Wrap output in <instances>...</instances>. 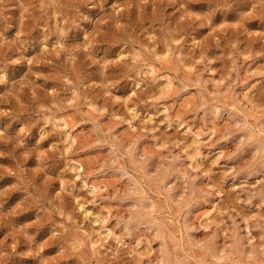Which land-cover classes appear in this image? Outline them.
<instances>
[{
	"label": "rangeland",
	"instance_id": "rangeland-1",
	"mask_svg": "<svg viewBox=\"0 0 264 264\" xmlns=\"http://www.w3.org/2000/svg\"><path fill=\"white\" fill-rule=\"evenodd\" d=\"M0 264H264V0H0Z\"/></svg>",
	"mask_w": 264,
	"mask_h": 264
}]
</instances>
